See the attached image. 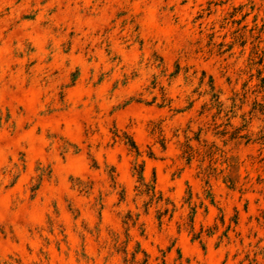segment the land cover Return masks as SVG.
Here are the masks:
<instances>
[{
	"label": "rangeland",
	"instance_id": "1",
	"mask_svg": "<svg viewBox=\"0 0 264 264\" xmlns=\"http://www.w3.org/2000/svg\"><path fill=\"white\" fill-rule=\"evenodd\" d=\"M144 253L264 264V0H0V264Z\"/></svg>",
	"mask_w": 264,
	"mask_h": 264
},
{
	"label": "trees",
	"instance_id": "2",
	"mask_svg": "<svg viewBox=\"0 0 264 264\" xmlns=\"http://www.w3.org/2000/svg\"><path fill=\"white\" fill-rule=\"evenodd\" d=\"M212 89L214 88L213 85H211ZM218 101V99H216ZM131 147L137 152V154H139V149L138 146L136 145L135 141H133L131 139V143H130ZM135 174L138 175V179L139 182L141 183V194L142 195H146L149 198V201L145 204L147 209L148 206L152 203H156L157 205L163 204L161 206V209L158 210V215H157V219L162 222L163 218L165 216H167L168 214H170V218H172L175 209L174 208H170L171 205V201H169L168 199H166L164 201L163 199V194L159 191H157L156 188V178L154 177L152 183H146L145 182V176H144V167L142 165H140L138 168L135 167ZM213 202V199H212ZM130 222H132L133 225L136 224V220H134L132 218V215H128L127 220L124 221L125 224H130ZM193 222V219H192ZM200 235L197 234L195 235L194 239H199ZM141 252V247L138 244L136 247V250L133 253V261L136 260L137 255ZM145 254V253H144ZM146 258L143 260V262L141 264H147L148 263V256L147 254H145Z\"/></svg>",
	"mask_w": 264,
	"mask_h": 264
}]
</instances>
